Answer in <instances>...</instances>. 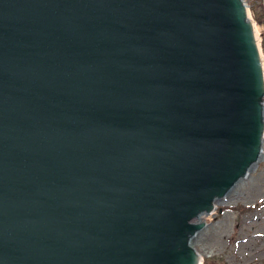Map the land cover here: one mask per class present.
I'll use <instances>...</instances> for the list:
<instances>
[{
  "label": "water",
  "instance_id": "water-1",
  "mask_svg": "<svg viewBox=\"0 0 264 264\" xmlns=\"http://www.w3.org/2000/svg\"><path fill=\"white\" fill-rule=\"evenodd\" d=\"M244 0H0V264H198L256 167Z\"/></svg>",
  "mask_w": 264,
  "mask_h": 264
},
{
  "label": "rangeland",
  "instance_id": "rangeland-1",
  "mask_svg": "<svg viewBox=\"0 0 264 264\" xmlns=\"http://www.w3.org/2000/svg\"><path fill=\"white\" fill-rule=\"evenodd\" d=\"M255 23L259 46L264 57V21L257 26L255 10L264 20V0H244ZM264 148L263 155L249 175L204 216V228L194 240L202 264H264ZM241 207L242 212L235 209ZM201 240V241H200ZM216 249H211L214 244ZM242 244L251 249L239 250Z\"/></svg>",
  "mask_w": 264,
  "mask_h": 264
},
{
  "label": "bare ground",
  "instance_id": "bare-ground-1",
  "mask_svg": "<svg viewBox=\"0 0 264 264\" xmlns=\"http://www.w3.org/2000/svg\"><path fill=\"white\" fill-rule=\"evenodd\" d=\"M256 39H257V42H259V36H258V33L256 32ZM259 44V43H258ZM260 55H261V61H262V66L264 65V57H263V55H262V53L260 52ZM253 170V169H252ZM242 182V181H241ZM241 182H239L229 193H231ZM228 193V194H229ZM227 194V195H228ZM226 195V196H227ZM225 197V196H224ZM223 197V198H224ZM222 198V199H223ZM222 199H220V200H216L215 202H214V204H213V206H214V211L216 210V208H217V204H218V202H220ZM213 211V212H214ZM204 216L205 215H200L197 219H195V220H193L192 221V223L193 224H195V225H198V224H201V223H203L202 221H203V218H204ZM204 228V226L201 228V229H199L197 232H196V234H194V236L189 240V245H190V247H192L194 250H195V252L197 253V251H196V249H195V244H194V240H195V238L198 236V234H200L199 232L202 230ZM201 241V240H200ZM217 247H219V244H214V245H212L211 246V249H216ZM244 250V249H251L247 244H242L241 245V247H240V249L239 250ZM197 255H198V257H199V261H198V264H202V255H200L199 253H197Z\"/></svg>",
  "mask_w": 264,
  "mask_h": 264
},
{
  "label": "trees",
  "instance_id": "trees-1",
  "mask_svg": "<svg viewBox=\"0 0 264 264\" xmlns=\"http://www.w3.org/2000/svg\"><path fill=\"white\" fill-rule=\"evenodd\" d=\"M252 17H253V19L256 21L257 26H262L264 20H263V19H260V18L258 17V15H257V13L255 12V10H252ZM263 36H264V34H263ZM263 204H264V201H263ZM235 210L238 211V212H242L243 210H247V209H242L241 207H238V208H236Z\"/></svg>",
  "mask_w": 264,
  "mask_h": 264
}]
</instances>
